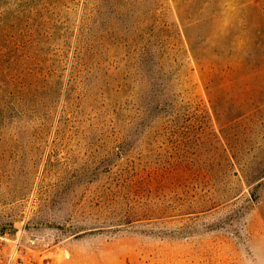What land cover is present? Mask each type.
<instances>
[{
	"label": "rangeland",
	"instance_id": "1",
	"mask_svg": "<svg viewBox=\"0 0 264 264\" xmlns=\"http://www.w3.org/2000/svg\"><path fill=\"white\" fill-rule=\"evenodd\" d=\"M257 154L264 0H0V251L264 264Z\"/></svg>",
	"mask_w": 264,
	"mask_h": 264
},
{
	"label": "trees",
	"instance_id": "2",
	"mask_svg": "<svg viewBox=\"0 0 264 264\" xmlns=\"http://www.w3.org/2000/svg\"><path fill=\"white\" fill-rule=\"evenodd\" d=\"M236 158L240 155V150L235 149ZM260 154V153H259ZM239 173L236 171L234 175L239 181H244L251 190L249 196L252 201L259 200L258 190L264 184V156L256 155L251 160H236Z\"/></svg>",
	"mask_w": 264,
	"mask_h": 264
},
{
	"label": "built area",
	"instance_id": "3",
	"mask_svg": "<svg viewBox=\"0 0 264 264\" xmlns=\"http://www.w3.org/2000/svg\"><path fill=\"white\" fill-rule=\"evenodd\" d=\"M7 251H0V264H36V259L29 244L21 237L11 241Z\"/></svg>",
	"mask_w": 264,
	"mask_h": 264
}]
</instances>
